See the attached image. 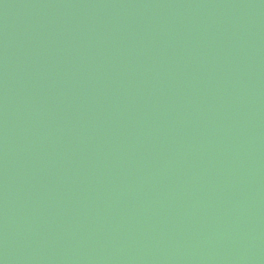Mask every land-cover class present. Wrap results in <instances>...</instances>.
<instances>
[{
    "label": "water",
    "instance_id": "obj_1",
    "mask_svg": "<svg viewBox=\"0 0 264 264\" xmlns=\"http://www.w3.org/2000/svg\"><path fill=\"white\" fill-rule=\"evenodd\" d=\"M0 264H264V0H0Z\"/></svg>",
    "mask_w": 264,
    "mask_h": 264
}]
</instances>
